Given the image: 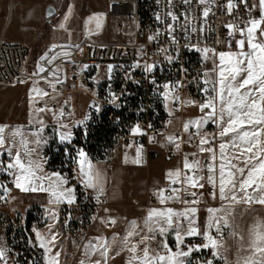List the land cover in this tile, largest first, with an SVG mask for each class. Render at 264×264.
<instances>
[{
    "label": "built area",
    "instance_id": "obj_1",
    "mask_svg": "<svg viewBox=\"0 0 264 264\" xmlns=\"http://www.w3.org/2000/svg\"><path fill=\"white\" fill-rule=\"evenodd\" d=\"M106 16L116 22L115 33L122 41L84 39L75 45L51 46L45 55L32 60L29 45L1 40L0 86L44 84L47 93L56 98L51 109L59 111L62 119L72 113L70 95L82 93L90 99V124L107 121L115 137L148 148L159 146L169 159L177 149L197 147L202 138L215 133L211 122L185 131L183 118L188 108L197 110L198 119L210 111L201 112L199 107L211 95L203 91L210 87L204 83L209 79L204 75L209 71L208 62L220 52L240 50L236 41L245 39L249 21L263 17L259 0H107ZM203 49L209 50L207 58ZM145 65H153V70L146 71ZM100 67L106 68L102 74ZM94 70L95 83L91 78ZM71 80L74 85H70ZM176 119L181 125L169 133ZM136 127L142 134L134 133ZM169 137H174V142ZM204 146L213 149L215 140ZM189 161H198L202 176L208 174L206 165L211 163L200 159L198 153L190 155ZM184 173L191 174L189 170ZM173 188L181 189V205L192 200L181 180L152 190L146 207L161 204L160 191L169 196ZM107 206L102 194L94 195L84 188L68 211L79 213L75 219L78 230L90 231L97 222L110 229V219L102 216ZM25 243L23 236H12L9 248L12 253L20 250V255L4 264H38L34 251L23 249ZM135 243L140 244V239Z\"/></svg>",
    "mask_w": 264,
    "mask_h": 264
},
{
    "label": "crops",
    "instance_id": "obj_2",
    "mask_svg": "<svg viewBox=\"0 0 264 264\" xmlns=\"http://www.w3.org/2000/svg\"><path fill=\"white\" fill-rule=\"evenodd\" d=\"M248 45L245 43L244 51H248ZM238 52V51H237ZM218 78V77H217ZM34 85V86H33ZM42 89L34 94H29L31 90H33L36 86H40ZM24 88L22 90V94L18 97L16 96L14 99L9 100H1L0 106H4L8 108L9 119L8 121H0V127L3 128V131L0 132V137L3 138L4 143L0 145V187L4 189L2 201L0 202V210L6 214L12 216H21L23 220L26 221L27 215L32 213L33 211L37 212L40 216L37 221H35L30 230L32 234L31 246L37 249L42 255V264H49L53 259L58 262V264H142L144 260V250L148 249L157 252L162 248V242H167L168 247L172 249V251H176V239L175 233L172 230H169L164 235L159 234V232H152L149 230L150 227H155L154 224L146 225L145 219L148 216V212L151 209H159L164 210L166 208H172L175 211H183L185 208H196L197 212L195 214L196 226L198 227L201 233L206 231V225L210 216L208 212L209 208L220 209L221 211L217 212L215 215L217 217H224L228 221L227 226H222L221 232L218 234L213 228L210 234L219 240L221 247L218 249V255H214V252L217 250L212 249L211 247L204 249L201 248L199 251H194L191 253L189 257L186 258V264L190 263L191 258L194 255L199 256L200 260L196 264H205L206 261H211L212 264H245V261L248 260L249 257L259 258L260 254H255L251 247L250 241L252 239V231L254 226L260 222L264 221V205L259 203H235L230 200H221L219 196V166L221 163L225 164V171L229 170V161L232 165H236L237 167H245L243 163V157L237 160L233 157L239 154V149L233 148L231 146V139L234 134L230 133L227 136H220L221 126H219L212 119H209L207 122H211L214 124L215 133L211 134L208 137H204L202 139L215 140V146L213 147L215 153V161L212 160V152H209L207 148L200 142L199 146L194 148L187 149L189 154L198 153L200 159H206L211 164H214L216 169L215 179H216V187L214 188L212 184L207 182V177L202 176L201 168L199 165V170L190 171L194 178L204 177V179L199 180L200 184H203L204 187H191L185 182V171L188 170L184 167L185 159L183 158V162L180 160L175 163L174 166L170 168H166L163 171V178L166 180L165 185L172 182V180L177 179L176 177L169 178L167 173L169 171L175 172L179 170L181 175L178 180H184L187 191L186 194L189 198H192L191 201L196 200L198 203H187L181 205V200H175L170 205L161 206L155 205L149 207L145 212L143 211H135L130 207H126L127 201L130 200L131 195L127 193L124 187H128L131 183V174L124 173L123 178L120 180L117 171H106V174L110 177V184L108 187L109 201L114 203L115 207L113 209V215H111L110 221H115L112 223L111 230H104L101 227H96L95 231L88 233L82 238H77L75 235H70L68 227L65 225V216H63L65 211H68V208L74 205L77 201V190L75 187V183H71L66 173H61L59 171H52L49 169L47 165V157L45 156V150L49 144V138L51 135L60 143V144H71L75 138V130L78 126H82L83 124L79 123V113L81 109L82 111H86L89 107L90 103L87 101L88 99L82 93H72L70 95V102L72 105V113L67 119H62L59 111H54L51 109L50 105L55 102L56 98L50 96L47 93V87L44 84H29V85H20ZM19 87V86H15ZM14 88V87H9ZM46 93V94H45ZM76 94H79L81 97L80 107L75 100ZM88 102V103H87ZM44 104V107L41 108V105ZM43 109V111H40ZM28 115V117L33 114L42 115L45 113L43 124L44 130V144L39 150L40 152L31 153L30 156L25 155L26 149L23 146H20L12 152V155H9V151L11 150V145L9 143V138L11 134L14 132L16 126H18V122L21 121V116L19 115ZM53 118H49V116ZM186 123L192 120H197L198 117L195 114L194 110L188 109L186 111ZM19 117V118H18ZM25 119V124L23 126L25 130L30 131L28 129L29 120L31 118ZM57 119V120H54ZM227 116H225V120ZM88 120V119H87ZM84 121V123L87 122ZM264 128V125H255L252 127L246 126L244 130H256ZM70 131L71 134V142L61 141L60 135L64 134V131ZM261 140L260 147H264V133L259 138ZM226 144L227 146L224 149V158L221 159V151L220 145ZM28 149H32L27 146ZM247 147V145H244ZM204 151H201V149ZM208 151V152H206ZM258 151V148H254L253 152ZM19 152L22 160L27 164L29 159L38 162L41 165L42 171L40 169H36V174L38 176H48L52 173H59L67 183L59 186L57 184H53L55 181V177H52V180L45 179L43 181L44 188H49L51 185L57 191H62L65 189H73L72 195L75 197L73 203H68L67 199H61L60 202H56L55 197L52 196L51 191H21L19 188L15 186V175L18 174L16 169H8L7 165L13 162V158L16 153ZM190 155H187V160L189 163ZM245 155H250L245 153ZM261 158L264 159V153H261ZM126 168L130 170L132 165L136 164L131 158H124L123 160ZM91 162L95 165V163L91 160ZM258 161L253 160L252 164H256ZM93 166V165H92ZM251 166V165H249ZM233 172H236L235 168L230 169ZM93 175H94V183L96 184L95 189L102 187L104 184H101V173L99 169L96 168V173H99L98 179L95 178V167L93 166ZM131 171V170H130ZM247 174V170L245 171V175ZM75 178L78 180V184L81 186V189H87L88 192L92 193L91 189L94 187H86L84 184V177L80 174L77 164H75ZM237 180L241 179L239 173H236ZM121 181L120 183L118 181ZM122 183V184H121ZM121 184V185H120ZM162 186V185H161ZM164 186V185H163ZM195 192L196 195L193 196L191 193ZM216 192V197L213 198L211 193ZM248 193L253 196H259V192H254L252 188L248 189ZM67 196V193H65ZM237 198L239 199L244 195V193L236 191ZM123 205V206H122ZM120 206V207H119ZM2 212V213H3ZM38 217V216H37ZM175 219V218H174ZM135 221V228L132 227L131 222ZM188 221H183V226L187 227ZM129 231L135 232V235L128 237L127 243H125V237L127 236ZM37 233L40 234V237L43 239V242L46 245V248L40 247L41 239L37 237ZM234 233V234H233ZM53 237L55 239L53 240ZM115 237V239H114ZM139 238L141 243L146 241L147 247L139 252L130 251V249L135 246V238ZM147 237V239H145ZM140 243V244H141ZM206 243L202 235L197 236H185L184 243L182 245V250L187 251V246L193 245H202ZM8 238L5 227L0 223V251L3 252V256L0 257V264H4L6 260H8ZM106 251V255L104 254ZM204 254V255H202ZM157 255V254H156ZM150 258V257H149Z\"/></svg>",
    "mask_w": 264,
    "mask_h": 264
},
{
    "label": "snow or ice",
    "instance_id": "obj_3",
    "mask_svg": "<svg viewBox=\"0 0 264 264\" xmlns=\"http://www.w3.org/2000/svg\"><path fill=\"white\" fill-rule=\"evenodd\" d=\"M203 2V0H201ZM261 6L264 7V0H261ZM229 10L232 5L229 3ZM204 15L207 16L208 12L205 11ZM176 19V17H173ZM264 23V17L260 20L249 21L250 27L246 30L245 39L236 41L237 47L240 49L238 52H220L219 65H217L213 71H218L217 79H206L205 84L210 85V87H205L203 89L204 93L211 95L207 96L205 102L199 105L201 112L205 109H209L207 113L204 114L200 119L189 121L184 125L185 131L189 129L190 126H195L199 128L202 123H206L209 119H212L219 126H221L220 136H227L230 133L234 134L230 141L233 148L239 149V154L234 156V159H241L243 157V163L245 167H237L232 165L229 161V170L225 171V164L221 163L219 166V196L221 200H230L235 203H259L264 205V159L261 158V153H264V147H260L261 140L259 139L262 133H264V128L256 130H244L246 126L252 127L255 125H264V39H258L255 35L256 31L259 29L260 37L264 38V28L260 25ZM232 27V26H229ZM241 35L244 32L241 31ZM149 39H153L150 37ZM245 41L248 45V51H244ZM199 50V49H198ZM205 53V58H207L208 49L202 50ZM171 59V58H169ZM153 65H145V70L151 72L153 70ZM43 71V69H40ZM206 77L209 73L204 74ZM167 88L168 85H165ZM46 94V93H45ZM190 103H192L190 101ZM99 110V109H97ZM43 111V109H40ZM225 116L227 119L225 120ZM42 123V121H41ZM83 124L84 122H79ZM42 130V129H41ZM3 128L0 127V132ZM134 133H141V129L136 127ZM16 134H19L17 132ZM36 135V134H34ZM170 142H174V137L168 138ZM60 140L71 142V134H61ZM4 140L0 137V145H3ZM23 147L26 149L25 155L30 156L35 149H28V142L26 140L21 141ZM37 144L40 143L39 139L36 141ZM201 143H207L206 139H202ZM247 145V147H244ZM227 145L221 144V159L224 158V149ZM179 148V145H177ZM254 148H258V151L253 152ZM201 151H204L202 148ZM212 152V160L215 161V153L213 149H208ZM140 149H137V159L133 161L134 163H140L139 159ZM248 153L250 155H245ZM9 155L12 153L9 151ZM79 160L77 161L80 166V173L84 177V184L86 187H96L94 183L93 166L87 160L86 154L83 150H78ZM256 160L258 163L252 164V161ZM251 165V166H249ZM8 169H16L18 174L15 175V186L21 191H51L52 196L55 197L56 202H60L61 199H67L68 203H73L75 197L72 195L73 189H65L62 191H57L51 185L49 188H44L43 181L45 179L52 180L54 176L56 179L53 184L62 186L67 183L59 173H52L48 176H38L36 174V169L42 171L41 165L31 159L27 161V164L22 160L19 152L13 158V162L7 165ZM184 167L189 171L194 169L199 170V162L194 161L189 163L187 157H185ZM207 171L209 173L207 177V182L216 187L215 172L216 169L214 164L206 165ZM231 168H235L236 172L231 171ZM247 174L245 175V171ZM236 173H239L241 179L237 180ZM181 175L179 170L175 172L169 171L167 176L169 178L176 177L177 179L172 180V183H178L179 176ZM99 173H95V178L98 179ZM204 179V177L194 178L192 175L185 176V182L191 187L203 188L204 185L199 183V180ZM252 188L254 192H259V196H253L248 193V189ZM244 193L242 197L237 198L236 191ZM181 189L173 188L171 192L173 195L164 196V190L159 193L161 204L165 203L166 200H177L181 199L179 193ZM187 191V188L184 189ZM67 193V196L65 195ZM191 195L195 196L196 193L193 192ZM212 197H216V192L211 193ZM187 203H198V201H183ZM221 211L220 209L209 208L210 213L206 231L201 233L196 226V221L194 219L197 209L185 208L183 211H175L172 208H166L164 210L151 209L148 212V216L145 219L146 225L154 224L155 227H150L149 230L152 232H159V234L164 235L169 230L175 233L177 251L173 252L171 248L168 247L167 242H162V248L164 250L163 255L157 254L154 257L149 258L148 249L144 250V260L142 264H186V259L194 251H199L201 248L207 249L211 247L214 250V255H218V249L221 247L218 239L214 238L210 232L215 228L216 232L219 234L221 232L222 226H227L228 221L224 217H217L215 214ZM175 218V219H174ZM188 221L187 227L183 226V221ZM115 223V221H111ZM132 227L135 228L136 222H131ZM234 234V233H233ZM135 235V232L129 231L125 237V243H127L128 237ZM202 235L206 243L202 245L186 246L187 251L180 248L184 243L185 236H197ZM37 237L41 239L40 247L46 248L43 239L40 234L37 233ZM55 237H53V240ZM115 239V237H114ZM147 239V237H145ZM251 247L255 254H260L259 258L249 257L245 264H264V221L258 222L252 231V239L250 241ZM50 251V249H47ZM135 246H133L130 251L135 252ZM105 250V255H106ZM3 256V252L0 251V257ZM49 264H58L54 259L49 262ZM205 264H212L211 261H206Z\"/></svg>",
    "mask_w": 264,
    "mask_h": 264
},
{
    "label": "rangeland",
    "instance_id": "obj_4",
    "mask_svg": "<svg viewBox=\"0 0 264 264\" xmlns=\"http://www.w3.org/2000/svg\"><path fill=\"white\" fill-rule=\"evenodd\" d=\"M106 1L107 0H0V41L22 42L29 45L32 49V60H37L45 55L51 46L65 44L75 45L81 43L84 39H90L93 42L97 41L100 43L120 42L122 41V38L115 33L116 22L106 16ZM259 5L264 17V7L261 6V0H259ZM49 6H53L56 10V14L50 19L46 17V10ZM260 27L264 28V23H262ZM255 35L258 39H264L260 37L259 29L256 31ZM219 63V56L209 60L207 65L209 78L217 79L218 71L214 72L213 69L219 65ZM105 69V67H100V74H102ZM91 78L95 83V70ZM70 85H74L72 80L70 81ZM41 89V85L36 86L29 94L32 95L37 93ZM22 90H24V88L21 86L14 88L0 86V99H14L16 96L18 97L22 94ZM74 96L80 107L81 97L79 94ZM86 98L90 103V99L87 96ZM88 108L86 111H82L83 109L78 111L80 115L79 122H84L88 119ZM188 109L194 110L195 114H197V110L195 108ZM9 113L10 111H8L7 106H0V121L2 123L3 121H8ZM44 115L46 114H33L31 117H28V115H21L20 113L19 117L21 116V121L18 122V126L15 127L13 130L14 132L8 140L11 145V153L14 152L16 148L23 146L21 143L22 140H26L28 142L27 146L35 149L34 153L40 152L39 150H41L43 144L45 143L44 130L42 128L44 124L42 117H44ZM27 117L31 118V120L27 121L30 125L28 127V129H31L30 131H24L25 128L21 126L26 123L24 118L27 119ZM186 117L185 112L183 118L185 124ZM50 118L53 117L49 116L48 119ZM54 120L57 119L54 118ZM181 122L182 121L178 119L173 121L170 125L169 133L176 131L180 127ZM89 125L90 123L87 121L86 123H83L82 126H78L75 131H82L84 138L86 139V132ZM17 132H19V134H16ZM67 133H70V131L65 130L64 134ZM37 139L40 141L39 144L36 143ZM54 139L53 135H51L49 142H52ZM55 141L57 140L55 139ZM189 148L190 147L184 148V150L177 149L175 155L169 159L165 151L159 146L155 148H148L147 146L135 144L133 142H125L122 138L115 137L113 149L106 152L102 159L95 160L91 158L83 149L78 150H83L86 154L87 160L95 167V173L97 168L102 174L101 184L104 185L97 189H95V187L91 189V194H102L104 196L105 203L108 206L103 210L102 216L105 219H110L111 215H113L115 205L109 201L108 187L110 184V176L106 174V171H117L116 174H118L120 180L123 178L124 173L130 172L132 177L131 183L128 187H124L127 193L131 195L130 200L127 201L126 207H130L135 211L145 212V210L151 207H146L148 194L157 187H163V185L165 186L164 183L166 180L163 178V171L166 168L174 166L178 160L183 162V158L185 159L187 155H190L189 152H187V149ZM137 149H140V163L132 165L130 171L126 168L128 165H125L123 160L124 158L136 160ZM78 150L76 154V164L80 172V166L77 162L79 160ZM91 160L95 163V165L91 162ZM69 167L71 168V177L69 180L71 183L76 184V189L79 187L77 189V193L78 195H81V186L77 183L78 180L75 178V166H70L66 163L65 168L68 169ZM120 180L118 181L119 183L121 182ZM4 189L0 187V202L2 201ZM170 204L171 203H163L159 205L166 206ZM2 212L3 211L0 210V223L5 227L8 238L7 248L9 254L7 259L13 260L16 256L20 255V250H16L12 253L9 248L10 238L17 235V237L23 236L26 240L23 249L33 250L39 261L38 264H42L41 253L31 246V230H26V221L21 219L23 217L19 215L14 217ZM32 214L33 216H38L37 219H39L40 215L37 212L33 211ZM63 214L66 220L65 225L68 227L70 235H75L79 239L88 233L95 231L96 227H101L104 230H111L113 228L108 229L101 222H97L93 225L90 231L78 230L75 227V219L78 218L79 213H76L75 211H65ZM145 242L146 241H143L141 244L134 243L136 252H139L147 247V243ZM180 248L182 249V245ZM148 252L150 258L156 256V254H165L163 248H160L157 252L153 250H149ZM132 255H134V252H132ZM199 260V256L194 255L189 264H196Z\"/></svg>",
    "mask_w": 264,
    "mask_h": 264
},
{
    "label": "trees",
    "instance_id": "obj_5",
    "mask_svg": "<svg viewBox=\"0 0 264 264\" xmlns=\"http://www.w3.org/2000/svg\"><path fill=\"white\" fill-rule=\"evenodd\" d=\"M114 138V131L107 121L98 125L90 124L86 132V139L84 138L83 132L77 130L75 131V138L71 144H59L55 139L49 142L45 150L47 165L50 170L66 173L68 178H70L71 168L69 167L67 169L65 165L69 161L70 166H75L78 149H83L95 160L102 159L106 152L113 149ZM37 218L32 213L27 215L26 230H30L32 224L37 221Z\"/></svg>",
    "mask_w": 264,
    "mask_h": 264
},
{
    "label": "water",
    "instance_id": "obj_6",
    "mask_svg": "<svg viewBox=\"0 0 264 264\" xmlns=\"http://www.w3.org/2000/svg\"><path fill=\"white\" fill-rule=\"evenodd\" d=\"M56 14V10L53 6H49L46 10V17L48 19L52 18Z\"/></svg>",
    "mask_w": 264,
    "mask_h": 264
}]
</instances>
